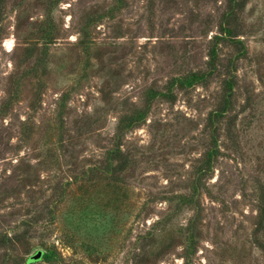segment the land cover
Wrapping results in <instances>:
<instances>
[{
  "label": "rangeland",
  "instance_id": "obj_1",
  "mask_svg": "<svg viewBox=\"0 0 264 264\" xmlns=\"http://www.w3.org/2000/svg\"><path fill=\"white\" fill-rule=\"evenodd\" d=\"M112 1L0 0V230L55 206L57 225L37 227L34 240L55 243L61 264H183L180 225L192 213L169 221L167 200L191 185L223 78L176 90L173 103L155 100L147 121L125 135L126 199L81 173L112 147L126 106L203 67L228 2L128 0L109 16ZM46 22L53 41L41 39ZM238 32L247 54L238 62L235 128L220 138L193 264H264L253 236L264 201V0H247ZM220 48L223 59L238 49L229 40ZM65 233L73 247L56 240ZM26 250L16 252L47 251Z\"/></svg>",
  "mask_w": 264,
  "mask_h": 264
},
{
  "label": "trees",
  "instance_id": "obj_2",
  "mask_svg": "<svg viewBox=\"0 0 264 264\" xmlns=\"http://www.w3.org/2000/svg\"><path fill=\"white\" fill-rule=\"evenodd\" d=\"M227 2L228 6L220 21V34L217 33L213 36L207 52V60L203 67L172 76L163 88H148L144 99H141L139 104L132 103L131 106H126L124 110L122 109L112 147L107 150L106 155L98 165L91 166L81 173V176L83 175L84 179L88 177L90 182H95L98 179L104 180L106 186H114L116 191L122 192L124 199H126V192L128 193L129 191H127L123 175L127 171L131 157L123 149L125 135L129 131L141 127L147 121L155 100L161 98L173 103L177 98L176 90L184 91L197 85L206 86L214 78H223L221 97L217 106L212 109L206 118L204 126L205 148L197 159V165L193 168L194 177L191 179V185L167 200L169 208L166 216L169 221L180 215L184 210L192 213L180 225L184 245L183 264H193L191 256L198 249L199 223L203 220V211L205 209L202 199L207 193V182L212 178L215 165L222 154L219 143L220 138L222 134L230 137L234 133L235 128L236 119L231 112H234L236 108L238 62L247 54L243 39L240 38L242 34L238 32L239 18L246 8L247 0H227ZM127 6L128 0H113L108 15L114 16L117 11H122ZM44 26L41 30V39L47 42L53 41L56 36L52 23L46 22ZM226 40H229L232 46L238 49H236L234 55L223 59L220 47L221 43ZM2 109L1 107L0 110ZM47 209L46 218L33 219L23 217L18 223V227L15 226L17 228L12 227L0 230V249L2 250L0 264H32L33 259L30 256L26 258L25 255L16 252V249L20 246L27 248L26 253L36 246H46L47 251H43L41 258L47 264H61L65 260L55 243L49 247L42 239L39 241L38 239L37 241L34 240L36 239L35 231L38 229L37 227L41 226L44 229L52 230L57 225L56 207L47 206ZM257 209L258 216L256 217L257 222L253 230V236L257 246L264 250V201H262V204L257 205ZM157 222L159 220L152 226ZM56 240L59 241L62 248L74 246L73 238L66 233L62 234V236H56Z\"/></svg>",
  "mask_w": 264,
  "mask_h": 264
},
{
  "label": "water",
  "instance_id": "obj_3",
  "mask_svg": "<svg viewBox=\"0 0 264 264\" xmlns=\"http://www.w3.org/2000/svg\"><path fill=\"white\" fill-rule=\"evenodd\" d=\"M43 255V250H38L36 253L30 255V258L33 260H39Z\"/></svg>",
  "mask_w": 264,
  "mask_h": 264
}]
</instances>
